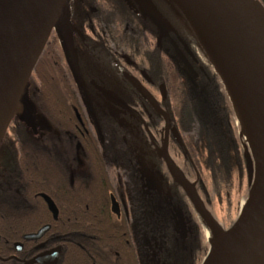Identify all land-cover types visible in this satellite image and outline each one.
I'll return each instance as SVG.
<instances>
[{"label":"trees","instance_id":"1","mask_svg":"<svg viewBox=\"0 0 264 264\" xmlns=\"http://www.w3.org/2000/svg\"><path fill=\"white\" fill-rule=\"evenodd\" d=\"M260 1L264 5V0ZM161 74L168 89V113L182 140L181 145L176 144L178 149L186 150L182 152L189 156L200 179L203 169L208 170L219 189L227 182L230 170L221 134L212 118L203 114L202 97L189 87V81L182 80L179 66L162 57ZM21 98L27 102L33 99L57 133L36 139L25 119L14 115L0 142V157L5 162L0 167V264H19L8 258L13 243L43 224L50 225L45 234L48 246L60 248L54 264H164L153 255L156 227L160 232L164 230L155 219L162 216L167 220L166 214L164 219V213L158 212V204L147 198L144 202V260L131 239L126 215H116L110 209L109 195L116 194L105 154L95 136L80 134L86 130L85 123L74 116L76 108L69 105L76 100L77 90L55 34L48 37ZM196 124L200 133L194 145L184 133ZM67 138L82 148L81 175L69 176L61 154L52 149V145L58 146ZM40 192L54 201L58 209L55 220L39 197ZM131 203L132 210L137 211L138 202Z\"/></svg>","mask_w":264,"mask_h":264},{"label":"flooded vegetation","instance_id":"2","mask_svg":"<svg viewBox=\"0 0 264 264\" xmlns=\"http://www.w3.org/2000/svg\"><path fill=\"white\" fill-rule=\"evenodd\" d=\"M161 1L108 0L105 10L111 18L106 27L99 22L100 20L103 21L100 16L103 11L91 7L92 15L77 12L79 0L77 2L70 1L66 10H68L67 17L71 23V43L75 54L73 63L76 65V70L71 67L72 62L62 44L60 42L59 44L63 59L69 67L73 84L77 90L76 100L70 101L69 105L72 109L76 108V110L73 109L74 116L85 123L86 130H81L80 134L95 136L105 154L106 166L116 194L110 193L109 195L110 209L111 196H113L119 205V213L116 215L121 213L126 215L131 239L139 257L144 260L146 237L144 202L146 198L156 202L158 212L164 213V219L166 214L167 220H163L162 216L158 220L155 219V223L160 222L159 226H163L164 230L160 232L156 227L157 233L152 237L156 249L153 255L158 256V262L173 264L175 260L174 251L178 249L181 255L177 258V262L181 261V264H187L188 259H190L188 252L183 253L181 251H184L182 249L183 240L188 239L193 233L192 225L190 219L179 210L174 200V194H172L174 189L170 190L154 160V158H158L164 162L163 156L160 154L164 147L162 149L155 148L157 147L156 136L159 134L156 128H158L159 123L162 122L164 128H168L171 141H176L172 136V128L175 129V127L166 108L169 99L167 84L161 74V58L167 57L172 62L176 61L177 51L175 49L178 43L175 36L172 37L171 29L165 25V21L170 22V20L161 16L159 9V2L161 3ZM143 3L149 5L163 21L164 35L149 17H144L139 12V6ZM118 5L121 9L117 8ZM115 10H122V14L126 17H118ZM93 14L99 15V17L95 18ZM128 15L130 17H127ZM95 23H97L96 28L94 27ZM107 44L108 46H106ZM71 68L74 69V74ZM124 73L138 81L143 90L140 91L135 88L124 77ZM162 84L165 87L164 99L160 93ZM19 105L20 110L15 114V117L26 120L29 131L34 138L47 139L51 137V134L57 133L36 107L33 99L27 102L21 98ZM157 107L168 115V126H165L163 114L157 110ZM35 121L43 122L44 130L35 129ZM149 133L150 135L147 136ZM98 134H101V139L104 138L105 141H101ZM163 138L167 139L168 135H164ZM68 140V138L65 139L58 146L52 145V149H57V154H61L69 176L74 173L81 175L83 170L82 148L77 143L73 144ZM112 141L116 143L117 150L123 153L120 161L118 157L117 159L112 157L107 151L111 149ZM167 151L169 153L168 149ZM182 151L186 153L185 149ZM0 162V167H2L5 164L2 156ZM143 168H147L151 173V190L147 196L144 190L146 172ZM121 190L125 191L124 197L123 193H120ZM41 194L45 193H38L39 197ZM48 197L52 200L50 196ZM41 199L43 200L42 197ZM125 199L126 205L123 204ZM132 201L138 202L139 209L137 211L132 210ZM43 202L51 214L44 200ZM44 226L50 228L49 224H43L35 231L25 233L21 241H15L12 245L13 252L8 258H14L19 264L27 262L29 264H42L33 261L34 257L57 248L58 259L60 248L58 246L49 247L47 244L48 237L45 234L49 228L36 239L25 238L26 235L36 234ZM192 239L191 235V244ZM15 244L20 245L19 249L16 248ZM168 260L169 262H167Z\"/></svg>","mask_w":264,"mask_h":264},{"label":"water","instance_id":"3","mask_svg":"<svg viewBox=\"0 0 264 264\" xmlns=\"http://www.w3.org/2000/svg\"><path fill=\"white\" fill-rule=\"evenodd\" d=\"M180 1L183 4L181 12L185 15L183 0ZM187 1L194 3L214 28L228 61L249 93L254 107L256 148L252 158L253 176L248 196L235 222L228 229H222L205 210L196 193L192 189L190 191L189 184L165 147L160 154L167 169L180 180L213 234L202 264H264V5L260 0ZM66 2L67 0H0V142L15 115L39 55L55 27L59 29L60 43L76 70L73 63L75 54L71 43V23L65 14ZM139 12L142 16L149 17L162 35L165 34L163 21L149 5H140ZM198 38L200 41L204 40L199 35ZM221 62L224 65L222 60ZM124 77L135 88L143 90L129 74L124 73ZM160 93L164 99L163 84L160 86ZM157 110L163 114L164 124L168 126V115L159 107ZM172 136L182 144L174 128ZM249 176L251 177V172ZM41 197L53 219H56L58 212L53 201L45 194H41ZM111 210L115 214L119 213V205L113 196ZM48 228L49 226H44L36 234L26 235L25 238L36 239ZM15 246L17 249L20 247L19 244ZM57 256L58 249L54 248L37 255L33 261L54 264Z\"/></svg>","mask_w":264,"mask_h":264},{"label":"rangeland","instance_id":"4","mask_svg":"<svg viewBox=\"0 0 264 264\" xmlns=\"http://www.w3.org/2000/svg\"><path fill=\"white\" fill-rule=\"evenodd\" d=\"M70 1L67 0L65 5L66 15H68V10L66 9ZM77 1L78 0H74V2ZM107 1L108 0H79L77 12H85L92 15L90 12L91 7L100 9L103 11L102 14H100L103 21L100 20L99 22L106 27L108 24L107 22H110L109 19L111 18L105 10ZM182 5L180 0H162L161 3L159 2V9L161 11V16L170 20V22L165 21V25L171 29L172 37L175 36L176 42L178 43L175 49L177 51L176 61L173 62L181 69L183 75L182 80L185 82L189 81V87H192L194 91L202 97L200 101L202 103L201 105H203V114H208L212 118L216 129L221 134L222 140L226 145V156L230 162L228 180L222 183L219 189H217L215 184L216 181L214 182L209 171L205 169H203L202 179H200V175L195 167L190 164L191 161L189 156L186 154L184 155L182 150L178 149L176 141H171L168 128H164L162 122L161 124L159 123L158 128H156L159 131V137L156 136L155 141L157 142V147L155 148L162 149L166 147L169 150L171 158L183 174L185 181L191 186L193 192L196 193L199 201L205 207V210L209 212L221 228L225 230L235 222L248 196L254 164L251 157L252 155H250V150L248 147L246 148L244 139L241 135L240 123L237 120L235 105L230 96L229 75L219 56L214 53L205 40H199L198 35L190 25L188 19L181 12ZM117 8H120L119 5ZM74 11L76 10L74 9ZM115 11L118 17H126V15L122 14V10ZM93 15L95 18L99 17L97 14ZM127 17L130 16L128 15ZM94 27H97V23H95ZM51 33L55 34L58 42H60L58 27H55ZM106 46H108V44ZM71 69L74 74L73 68ZM136 108L138 107L136 106ZM166 108L168 111V107ZM19 110L20 105L18 104L15 114L19 112ZM35 123V129L40 131L44 130L43 122L35 121ZM147 124L149 123L147 122ZM152 132L150 133L152 134ZM150 133L147 134V136H149ZM199 133V125L196 124L191 131L184 133V138L195 145L197 144L196 140L199 138ZM166 134L168 138L164 139L163 136ZM100 136L101 134H98V137ZM100 140L105 141V139H101V137ZM111 145V149L107 150L109 155H112V157L116 159L118 157L120 161L123 153L117 150L114 141L111 142ZM154 160L170 190L174 189V193L172 194H174V200L179 210L190 219L192 225L193 233L190 234L188 239L183 240L182 249L184 251L181 252H188V258L190 257V259H188L187 264H202L209 251L210 243L213 240V234L206 225L198 208L188 195V192L181 185L180 180L174 177L166 168L162 159L158 160V158H154ZM143 169L146 172L144 190L147 196L149 195L148 192L151 190V173L147 168ZM249 172H251V177L249 176ZM124 192L123 190L120 191V193H123V197L125 194ZM123 204H127L126 199L123 201ZM191 235L193 238L192 244L190 240ZM174 253L175 260L173 264H181V261L177 262V258L181 253L178 249L174 251ZM167 262H169V260Z\"/></svg>","mask_w":264,"mask_h":264},{"label":"bare ground","instance_id":"5","mask_svg":"<svg viewBox=\"0 0 264 264\" xmlns=\"http://www.w3.org/2000/svg\"><path fill=\"white\" fill-rule=\"evenodd\" d=\"M183 3L185 15L191 23L194 31L199 35V37L207 41V44L210 46V48L224 63L225 70L229 75L230 96L235 105L237 120L240 123L241 135L244 139L246 148H249L250 155H252L251 157L253 158L256 148L254 128L255 119L254 107L249 93L237 76L231 63L228 61L219 37L212 25L208 22L200 9L197 8L194 3L188 2L187 0H183ZM189 189L191 191V186H189ZM206 233L208 234L207 230Z\"/></svg>","mask_w":264,"mask_h":264}]
</instances>
